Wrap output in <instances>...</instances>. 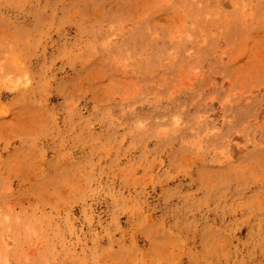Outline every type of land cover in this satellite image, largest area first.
I'll list each match as a JSON object with an SVG mask.
<instances>
[{
	"label": "rangeland",
	"instance_id": "rangeland-1",
	"mask_svg": "<svg viewBox=\"0 0 264 264\" xmlns=\"http://www.w3.org/2000/svg\"><path fill=\"white\" fill-rule=\"evenodd\" d=\"M0 264H264V0H0Z\"/></svg>",
	"mask_w": 264,
	"mask_h": 264
}]
</instances>
